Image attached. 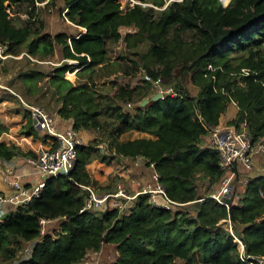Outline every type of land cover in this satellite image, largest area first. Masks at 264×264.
I'll list each match as a JSON object with an SVG mask.
<instances>
[{
	"label": "trees",
	"instance_id": "obj_1",
	"mask_svg": "<svg viewBox=\"0 0 264 264\" xmlns=\"http://www.w3.org/2000/svg\"><path fill=\"white\" fill-rule=\"evenodd\" d=\"M45 1L0 0V43L9 44L13 56L26 54L21 60L33 64L52 58L60 47L63 60L49 80L62 105L58 115L76 132L98 136L78 147L69 175L47 179L38 199L16 206L0 221V264L14 263L33 242L31 258L19 264H81L107 247L119 256L115 264H246L236 239L260 264L264 175L250 177L240 198L234 186L229 207L210 198L223 172L197 112L218 126L234 102L238 111L228 125L240 129L246 124L253 144L264 139V0H231L228 6L220 0H133L130 6L128 0L126 8L120 0H65L61 12L77 32L53 37L36 26L37 3ZM23 7L29 19L20 17ZM120 46L123 50L116 51ZM67 60L79 63L76 86L65 78L72 66ZM140 73L161 78L181 96L141 107L154 95L152 86L119 83ZM46 76L37 70L20 79L29 94H36ZM189 84L199 89L196 97ZM5 100L15 103V114L28 116L20 134L37 137L19 98L0 89V105ZM134 132L151 138L131 139ZM7 133L0 116V166L38 157L3 141ZM137 158L154 165L167 195L180 206L155 209L148 195H140L122 210L80 213L89 196L84 187L113 192V186H101L98 175L90 174L93 162L110 167L118 159ZM205 182L209 186L202 192Z\"/></svg>",
	"mask_w": 264,
	"mask_h": 264
},
{
	"label": "built area",
	"instance_id": "obj_2",
	"mask_svg": "<svg viewBox=\"0 0 264 264\" xmlns=\"http://www.w3.org/2000/svg\"><path fill=\"white\" fill-rule=\"evenodd\" d=\"M131 2L132 6L136 3L133 0ZM37 5H43V3H37ZM19 15L22 19H29V16L25 13ZM24 55L26 54L13 56L10 53L9 44L0 43V63L7 60H21ZM28 57L32 61H35L30 56ZM88 60L90 61V58ZM67 62L74 63L75 61L67 60ZM141 76H143L142 80L144 82L152 86L154 94H161V100L181 96L172 87L165 86L161 78L154 79L147 74ZM6 89L19 98L25 110L29 113L38 134L44 139L43 143L37 149L36 154L38 157L36 159H28V162L35 166L38 174L41 175V183L31 187L23 186L19 182V177L12 170H6L3 175L4 182L12 188L13 193L11 195L0 194V205L10 203L15 206L26 207L40 197L47 179L59 176L62 170H65L66 175H69L73 171L77 160V149L78 147L84 146V142L73 128L66 129L65 131H57L55 127L56 120L53 115L48 113L44 108L25 101L16 92L8 88ZM128 108H132V105L128 104ZM197 117L207 131L210 148L219 153L220 168L223 172L222 188L218 194L212 195L210 198L229 207V204L225 203L224 200L229 195V190L237 178L239 168L250 170L253 165V155L256 152L264 153V144L263 142L253 144L246 124H243L240 129L223 124L214 126L209 124L199 112H197ZM152 167L154 168V165ZM84 188L89 193V196L80 213L91 210H105L107 208H118L122 210L128 203L136 200L140 195H148L149 204L155 209L171 211L174 207L180 206L179 203L173 201L167 195L164 187L160 183V175L156 171L153 174L152 182L147 184L143 190L131 196L126 194L123 189H119L116 193L99 195L91 187ZM201 201H204V199H201ZM43 223H49V221H43ZM229 230L232 233L231 225ZM236 241H238L241 260L246 264H254L253 260L255 258L245 253V246L240 240L236 239ZM257 261L260 264H264V258H258Z\"/></svg>",
	"mask_w": 264,
	"mask_h": 264
},
{
	"label": "rangeland",
	"instance_id": "obj_3",
	"mask_svg": "<svg viewBox=\"0 0 264 264\" xmlns=\"http://www.w3.org/2000/svg\"><path fill=\"white\" fill-rule=\"evenodd\" d=\"M222 1L225 2L227 0ZM48 3L49 0H46L43 5L39 6L36 26L40 27L42 25L43 32L46 34H50L52 37L64 31L69 32L70 34H76L77 29L67 20V18L65 17V13L61 12L62 8L64 7L65 0H56L55 4L52 6H47ZM120 3L122 5V8H126V6L128 5V0H120ZM26 9L27 8L23 7L19 10L21 14H24L26 13ZM120 50H123L122 46L116 48V51L119 52ZM62 60L61 49L60 47H57L55 55L52 58H49L46 61L40 62L38 64L29 63L27 60H7L3 63H0V89L3 91L4 89L8 88L20 94L25 101L44 108L48 113L53 115L55 120L57 121V131H65V129H67L66 127H68V125H70L71 123H68L58 115V111L60 110L62 105L58 103V97L55 91L49 86L51 74L58 66V64L62 62ZM69 64H71L72 66H70ZM68 65L71 67V72L69 73L68 71L65 74V78L71 81L74 86H76L79 82L78 76L77 74H75L76 72H79L78 63L75 61L74 63H68ZM37 70L44 72L47 76L42 81L40 80L38 82L39 91L36 94H29V88H27L28 85L23 84L22 80L20 79V74ZM114 78L115 75L112 76L109 80L107 79L105 81L103 79V81L109 82ZM142 78L143 76H141L140 73V75L133 79L126 78L124 80V78H121L119 79V83H130L132 86H141L143 82ZM108 85L109 87L112 86L111 83H109ZM169 88L171 87L169 86ZM31 89L35 90V88L33 87H31ZM188 89L190 90V93L195 97L199 93V89L194 85L189 84ZM115 90L116 89H113V92H115ZM14 107L15 103L9 100H5V102L0 105V116L8 126V133L4 135L3 139L6 140V142L15 143L26 151L31 150L36 153L37 149L43 143L44 139L41 135H37V137H26L20 134L22 127L28 122V116L25 118L22 115L15 114L12 110V108ZM227 108V112L221 116L220 122L222 121L223 125L229 126L226 121H228L233 115H236L237 111L236 107L231 104H229ZM78 134L84 141V143H92V141L98 136L97 132L80 131L78 132ZM141 137L150 138V136L148 135L134 133L131 136V139ZM260 142H263L264 144V139ZM206 144L209 145L208 138L206 139ZM142 162L143 161H140L139 159L135 161L129 159H118L116 160L114 165L110 167H103L99 164V162L95 161L88 167V170L91 175H98L99 183L101 184V186L108 184H110V186H113L114 188L112 193H116L117 191H119V189H123L126 194L131 196L143 190V188H145L147 184L152 182V177H150L149 175V168ZM136 163H139V165H136ZM239 174L240 175L238 176L239 180L237 181V185L232 184V189L230 188L229 190V194H232L234 186H237V193L239 196L238 198L242 197L244 186L248 183V179L250 177L256 175H264V153L256 152V154L253 155L252 168L250 170L239 168ZM222 180L215 186L213 195L218 194V192L221 190ZM208 186L209 184L205 182L203 187L201 188L202 192H205L208 189ZM56 232H58L57 229L55 230V233ZM34 245V242L30 243L27 246L26 250L23 253L19 254L17 260L12 264H19L22 261L30 259ZM118 257L119 256L116 253L115 249L107 247L103 249V251L99 254L89 255L81 264H115ZM178 263H180V261H178Z\"/></svg>",
	"mask_w": 264,
	"mask_h": 264
},
{
	"label": "crops",
	"instance_id": "obj_4",
	"mask_svg": "<svg viewBox=\"0 0 264 264\" xmlns=\"http://www.w3.org/2000/svg\"><path fill=\"white\" fill-rule=\"evenodd\" d=\"M83 32L85 33L86 31L83 30ZM80 71V70H79ZM78 73V72H77ZM76 73V74H77ZM231 105H233L234 107H236V111H238V108L236 106V103L232 102ZM236 115H233L228 121H226V123H229L232 119L235 118ZM223 118V117H222ZM57 122V121H56ZM68 123L70 121H67ZM220 123L223 124V122L221 121ZM225 123V122H224ZM57 129V126H55ZM67 129L72 128V124L70 123V125H68V127H66ZM66 130V129H65ZM137 133V132H134ZM133 133V134H134ZM78 134V132H77ZM137 134H143V135H148L145 133H137ZM79 136V134H78ZM149 136V135H148ZM4 137V136H3ZM2 137L3 141L4 140ZM80 137V136H79ZM141 138H145V137H141ZM151 138V136H150ZM81 139V138H80ZM82 140V139H81ZM83 141V140H82ZM84 142V141H83ZM90 143H84V145H88ZM29 158L26 159H13L12 161L8 162V163H4L0 166V194L1 195H11L13 193L12 188H10L3 180V175L5 173L6 170H12L18 177H19V182L23 185V186H34L38 183H41V175L38 174L37 172V168L33 165H31L28 162ZM140 161L142 160L143 164H144V160L142 158H137ZM135 159V160H137ZM130 160V159H129ZM134 160V161H135ZM136 165H139V163ZM149 169V175L150 177H153V174L155 173L154 168L152 166L148 167ZM93 176V175H92ZM152 181V179H151ZM94 189V188H92ZM97 193L98 191L96 189H94ZM136 191V190H135ZM102 194H106V193H102ZM99 193V195H102ZM16 206L10 203H3L0 205V221H2L3 219H5L15 208ZM33 252V251H32Z\"/></svg>",
	"mask_w": 264,
	"mask_h": 264
},
{
	"label": "water",
	"instance_id": "obj_5",
	"mask_svg": "<svg viewBox=\"0 0 264 264\" xmlns=\"http://www.w3.org/2000/svg\"><path fill=\"white\" fill-rule=\"evenodd\" d=\"M220 1L223 3L224 6H228L231 0H230L227 4H225L222 0H220ZM168 4H169V2L167 3V5H168ZM167 5H166V6H167ZM160 100H161V94L158 93V94H155V95H153V96H151V97H149V98L144 99V100L140 103V106H141V107H145V106H146L147 104H149L150 102H158V101H160ZM60 175L65 176V175H66L65 170H62L61 173H60ZM231 189H232V186H231ZM200 201H201V199L198 200V202H200ZM224 201H225V203H227V204L230 203V194L226 196V198H225Z\"/></svg>",
	"mask_w": 264,
	"mask_h": 264
},
{
	"label": "bare ground",
	"instance_id": "obj_6",
	"mask_svg": "<svg viewBox=\"0 0 264 264\" xmlns=\"http://www.w3.org/2000/svg\"><path fill=\"white\" fill-rule=\"evenodd\" d=\"M230 0L225 1L224 3L227 4Z\"/></svg>",
	"mask_w": 264,
	"mask_h": 264
}]
</instances>
